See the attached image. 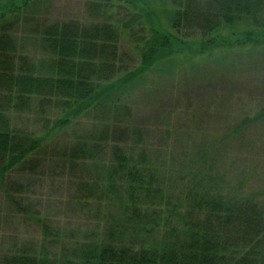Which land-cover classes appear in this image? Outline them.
Here are the masks:
<instances>
[{
	"label": "trees",
	"instance_id": "16d2710c",
	"mask_svg": "<svg viewBox=\"0 0 264 264\" xmlns=\"http://www.w3.org/2000/svg\"><path fill=\"white\" fill-rule=\"evenodd\" d=\"M169 1L178 7L172 28L182 37V29L199 32L198 51L221 37L264 42V0ZM35 3L23 0L9 5L14 7L10 11L0 10V181L9 200L28 213L12 194L23 188L14 175L33 173L49 157L58 156L74 168L102 159L96 185L118 197L120 217L114 220L126 226L64 230L33 213L42 240L0 247V264H264V202L203 191L186 199L179 216L178 208L171 215V188L133 123L126 94L135 79L173 49L167 37L147 40L139 65L129 69L122 63L121 33L114 22L55 23L41 34L50 54L49 71L41 73L18 53L9 33L38 10ZM33 102L43 113L41 134L13 124L14 116ZM49 107L56 111L54 119L45 116ZM83 124L86 131L76 133ZM60 140L64 146L55 147Z\"/></svg>",
	"mask_w": 264,
	"mask_h": 264
},
{
	"label": "rangeland",
	"instance_id": "374dc122",
	"mask_svg": "<svg viewBox=\"0 0 264 264\" xmlns=\"http://www.w3.org/2000/svg\"><path fill=\"white\" fill-rule=\"evenodd\" d=\"M22 1L0 0V10L10 11ZM29 1H37L38 10L26 14L9 33L18 53L41 73L49 71L50 62L41 34L55 23L114 22L121 33L122 63L129 69L139 65L140 48L147 40L165 36L173 46L126 93L133 123L171 188V215L178 208L179 216L186 199L203 191L250 195L264 202V42L221 37L211 48L198 51L199 32L182 29L184 38L172 28L178 7L169 0ZM45 116L54 119L56 111L49 107ZM42 117L39 103L33 102L27 112L14 116L13 124L41 134ZM87 127L76 126V133ZM64 144L60 140L54 146ZM103 161L74 168L58 156L49 157L33 173L14 175L23 188L12 194L31 215L9 200L0 181V247L39 243L42 228L36 213L64 230L102 232L110 223L126 226L114 220L121 210L118 197L96 185Z\"/></svg>",
	"mask_w": 264,
	"mask_h": 264
}]
</instances>
